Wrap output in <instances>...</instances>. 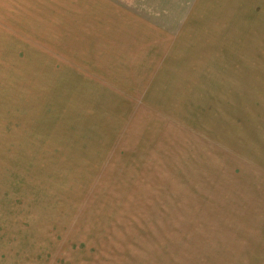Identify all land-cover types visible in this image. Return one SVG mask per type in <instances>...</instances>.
<instances>
[{
    "label": "rangeland",
    "instance_id": "obj_1",
    "mask_svg": "<svg viewBox=\"0 0 264 264\" xmlns=\"http://www.w3.org/2000/svg\"><path fill=\"white\" fill-rule=\"evenodd\" d=\"M18 4L0 264H264V0Z\"/></svg>",
    "mask_w": 264,
    "mask_h": 264
},
{
    "label": "crops",
    "instance_id": "obj_2",
    "mask_svg": "<svg viewBox=\"0 0 264 264\" xmlns=\"http://www.w3.org/2000/svg\"><path fill=\"white\" fill-rule=\"evenodd\" d=\"M18 2V1H17ZM23 2V1H22ZM99 3V2H98ZM85 9L90 7L89 5H84L83 6ZM186 7V5H185ZM25 9V5L24 4H18V11L14 12V10H11L10 12V15L13 17V20L14 21V25H9V24H0V33H5V34H8V33H18V32H21V29L22 31L24 32L25 29L29 28L31 26V24H25V20H28V23L31 21L29 18L25 17L24 14L22 13ZM90 10L92 9H88L86 10V12H89ZM0 14L3 15V16H6L8 17L9 19H11L9 16V6H7V8L5 7H2L1 10H0ZM16 15H17V19H18V22H22L21 25V29L20 28H17L18 25H15V19H16ZM27 16H30V15H27ZM72 17H75L73 14L71 15ZM63 20V18H62ZM20 24V23H19ZM9 26V27H2V26ZM62 26V24H61ZM121 31H118L119 33L123 34V28H120ZM59 29H55L54 30V33H59ZM128 31V30H127ZM74 32V31H73ZM110 37L114 40V38L117 37V35L115 36V34L113 32L110 33ZM105 38V41L104 42H107L108 43V40L106 39V35L104 36ZM95 41V40H94ZM60 47V45H59ZM47 48H52V46H48ZM79 55H82V53H78ZM112 62V61H111ZM111 62H103V61H95V62H89V67L91 66H95V70L94 72L100 74L101 76H103V74L105 76H112L113 74L117 73V72H110V70L114 69V66H117V62H114V63H111ZM88 63V62H86ZM77 64H84V62H79ZM155 66L157 67V64H155ZM78 72L80 73H87L89 74V72H93V71H90L88 69H86V71H82V70H78Z\"/></svg>",
    "mask_w": 264,
    "mask_h": 264
}]
</instances>
